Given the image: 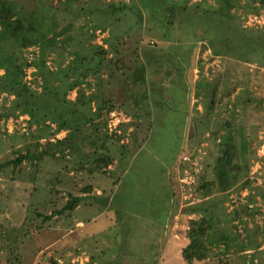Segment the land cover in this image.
Wrapping results in <instances>:
<instances>
[{
  "label": "rangeland",
  "instance_id": "374dc122",
  "mask_svg": "<svg viewBox=\"0 0 264 264\" xmlns=\"http://www.w3.org/2000/svg\"><path fill=\"white\" fill-rule=\"evenodd\" d=\"M50 1L61 19L71 17L60 0ZM131 15L137 18L131 10L117 23L121 37L118 51L130 67L124 69V76L115 85L106 88L116 105L109 115L112 141L116 149L124 144L128 152L121 158L113 149L114 160L107 169L91 170L90 163L80 168L78 156L72 153L45 156L33 163L24 159L14 167L10 160L42 150L49 139L38 142L37 130L30 129L27 115L8 117L13 97L0 96V246L5 242L11 255L20 254L12 257L17 264H190L182 255L187 245L185 230L195 217L189 206L201 199L200 177L213 178L218 155L209 130L218 124L219 133H223L220 124L230 118L223 83L219 89L222 80L212 100L217 104L213 119L204 117L210 97L198 94L196 82L224 77L225 71L229 76L254 72L260 79L259 95L264 97V67L235 63L228 58L231 55L214 54L197 20L190 21L196 23L192 30L188 28L190 32L185 28L178 34L170 30L172 38L182 39L168 41L161 31L147 24L149 18L141 27L130 29ZM178 19V26L184 27L180 25L185 14ZM237 20L233 26L243 20L245 25L264 27V10ZM78 23L86 24L83 20ZM96 33L99 43L109 34L108 29ZM138 56L146 65L143 86L139 82L144 72L137 67ZM32 71L27 69L28 81L33 78ZM143 91L149 92L151 116L137 104V95ZM69 97L74 99L76 92ZM247 132L253 154L245 178L254 194L249 205L254 215H245V219L255 227L264 224V128ZM65 135L66 131H61L50 139ZM197 146H201L198 154L183 173V154ZM249 191L245 189L240 195L231 192L226 204L234 208L247 202L244 198ZM74 196L82 198L79 205L63 212ZM47 216L50 218L45 219ZM239 228H243L242 223ZM117 254L121 257L116 258ZM8 255L6 249L0 250V264H6ZM231 258L215 257L192 264H235Z\"/></svg>",
  "mask_w": 264,
  "mask_h": 264
},
{
  "label": "trees",
  "instance_id": "16d2710c",
  "mask_svg": "<svg viewBox=\"0 0 264 264\" xmlns=\"http://www.w3.org/2000/svg\"><path fill=\"white\" fill-rule=\"evenodd\" d=\"M60 1L65 11L71 13L69 19H61L50 0H33L32 3L0 0V96L13 97L11 113L7 116L27 115L28 126L37 130L38 142L49 139L42 150L10 160L14 167L24 159L33 163L45 156L60 157L72 153L78 156L80 168L90 163L91 170L101 171L113 163V149L121 158L126 155L127 147L122 144L116 149L117 144L109 132V115L116 105L107 95L106 88L115 85L124 76V69L130 67L118 51L117 43L121 37L117 23L131 10L138 19L130 16V29L141 27L149 18L147 24L161 31L164 40L172 41L182 38H172L170 30L178 34L179 29L185 28L190 32L188 28L192 30L191 27L196 25L190 21L197 20L205 29L203 37L211 43L214 54L231 55L228 58L235 63L264 67V27L245 25L243 20L237 26L232 25L237 19L264 10V0H137V4L134 3L136 0ZM179 14H185L180 25L184 27L178 26ZM78 20L86 24L78 23ZM228 21L231 22L228 24ZM106 29L108 38L102 43L97 42L96 32ZM203 47L207 48L206 44ZM139 59L138 56L137 67L144 72L139 82L143 86L146 65ZM28 68L33 69V78L29 81L26 79ZM224 74L216 80L204 78L196 82L198 94L210 97L204 117L213 119L217 104L212 100L216 99L214 95L222 80L219 89L223 83L230 118L220 124L225 130L223 133H219L218 124L209 130L217 143L218 155L213 165V178L200 177L201 199L190 203L189 212L195 217L189 220L185 230L187 245L182 255L190 264L215 257H232L235 264H264V224L251 227L245 219V215H254L249 211L254 194L249 179L245 178L253 154L247 130L264 128V97L259 95L260 79L256 73L229 76L225 71ZM232 80L234 86L230 87ZM72 91L76 92L74 99L69 97ZM137 104L143 105L151 116L149 92L138 94ZM61 131H66L64 137L55 141L50 139ZM199 147L184 153L189 159L182 157L186 163L182 167L183 173L198 154ZM245 189H250L244 198L247 202L230 208L226 202L231 199V192L240 195ZM81 199L80 196L72 197L62 208L63 212L75 210ZM5 244L2 242L0 250L6 249L9 254L6 264H17L12 257H21L20 254L11 255ZM14 251L11 249L10 252Z\"/></svg>",
  "mask_w": 264,
  "mask_h": 264
},
{
  "label": "built area",
  "instance_id": "2783aa9c",
  "mask_svg": "<svg viewBox=\"0 0 264 264\" xmlns=\"http://www.w3.org/2000/svg\"><path fill=\"white\" fill-rule=\"evenodd\" d=\"M183 158H184L185 160H188V159H189V157H188L187 155H184Z\"/></svg>",
  "mask_w": 264,
  "mask_h": 264
},
{
  "label": "crops",
  "instance_id": "0c3cea01",
  "mask_svg": "<svg viewBox=\"0 0 264 264\" xmlns=\"http://www.w3.org/2000/svg\"><path fill=\"white\" fill-rule=\"evenodd\" d=\"M184 155H186V154H183V156H184ZM117 255H118V254H117ZM117 255H116V258H117V257H121V255H118V256H117ZM139 256H140V254H139Z\"/></svg>",
  "mask_w": 264,
  "mask_h": 264
}]
</instances>
